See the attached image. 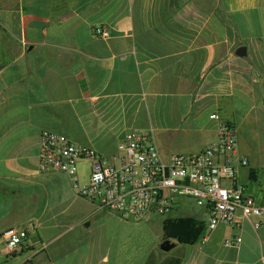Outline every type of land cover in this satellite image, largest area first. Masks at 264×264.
<instances>
[{
    "label": "crops",
    "instance_id": "1",
    "mask_svg": "<svg viewBox=\"0 0 264 264\" xmlns=\"http://www.w3.org/2000/svg\"><path fill=\"white\" fill-rule=\"evenodd\" d=\"M220 122L248 162L236 184L264 204V0H0V264H262L264 225L218 224L163 252V221L154 237L39 171L43 131L105 157L148 131L167 162L216 144ZM88 173L80 161L79 185ZM30 225L9 253L4 234Z\"/></svg>",
    "mask_w": 264,
    "mask_h": 264
},
{
    "label": "built area",
    "instance_id": "2",
    "mask_svg": "<svg viewBox=\"0 0 264 264\" xmlns=\"http://www.w3.org/2000/svg\"><path fill=\"white\" fill-rule=\"evenodd\" d=\"M93 33L103 39L109 36L98 27ZM80 161H85L89 170L83 185L78 183ZM247 164L238 152L234 127L224 122L219 123L216 144L197 155L175 154L167 162L148 131L126 133L111 157L76 145L62 135L43 131L40 136L39 171H59L68 176L75 193L98 211L125 221L150 222L169 215L184 199L204 208L207 221L201 243L218 224L235 228L246 220L254 228L264 225V204L256 203L235 182L239 169ZM34 228L8 230L4 234L7 251H17ZM240 242L239 236L230 237L223 245L238 247ZM261 262L264 264V255Z\"/></svg>",
    "mask_w": 264,
    "mask_h": 264
},
{
    "label": "trees",
    "instance_id": "3",
    "mask_svg": "<svg viewBox=\"0 0 264 264\" xmlns=\"http://www.w3.org/2000/svg\"><path fill=\"white\" fill-rule=\"evenodd\" d=\"M205 228V221L195 217L166 218L162 222L163 239L183 246L198 243Z\"/></svg>",
    "mask_w": 264,
    "mask_h": 264
},
{
    "label": "rangeland",
    "instance_id": "4",
    "mask_svg": "<svg viewBox=\"0 0 264 264\" xmlns=\"http://www.w3.org/2000/svg\"><path fill=\"white\" fill-rule=\"evenodd\" d=\"M199 209L200 208L197 207L193 203V201H191L189 199H184L181 208L175 209L173 212H171L169 215H167L165 217L153 218L151 223L154 225V228H153L154 237L157 236V235H160L159 234V233H161L160 223L164 219H166V218H176V217H180V216H193V215L196 214V212H198Z\"/></svg>",
    "mask_w": 264,
    "mask_h": 264
},
{
    "label": "water",
    "instance_id": "5",
    "mask_svg": "<svg viewBox=\"0 0 264 264\" xmlns=\"http://www.w3.org/2000/svg\"><path fill=\"white\" fill-rule=\"evenodd\" d=\"M236 55L242 57L245 55L244 47H240L236 50ZM174 247V243H171L169 240H163L159 245V249L163 252H168Z\"/></svg>",
    "mask_w": 264,
    "mask_h": 264
},
{
    "label": "flooded vegetation",
    "instance_id": "6",
    "mask_svg": "<svg viewBox=\"0 0 264 264\" xmlns=\"http://www.w3.org/2000/svg\"><path fill=\"white\" fill-rule=\"evenodd\" d=\"M163 240H164V239H162V241H163ZM162 241H161V242H162Z\"/></svg>",
    "mask_w": 264,
    "mask_h": 264
}]
</instances>
